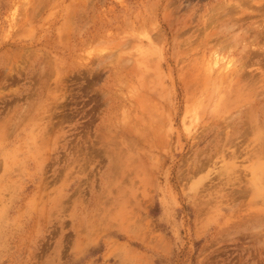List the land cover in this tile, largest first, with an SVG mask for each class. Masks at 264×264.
Instances as JSON below:
<instances>
[{
  "label": "rangeland",
  "instance_id": "374dc122",
  "mask_svg": "<svg viewBox=\"0 0 264 264\" xmlns=\"http://www.w3.org/2000/svg\"><path fill=\"white\" fill-rule=\"evenodd\" d=\"M0 264H264V0H0Z\"/></svg>",
  "mask_w": 264,
  "mask_h": 264
},
{
  "label": "bare ground",
  "instance_id": "6f19581e",
  "mask_svg": "<svg viewBox=\"0 0 264 264\" xmlns=\"http://www.w3.org/2000/svg\"><path fill=\"white\" fill-rule=\"evenodd\" d=\"M213 58H214V57H213ZM215 58H216V56H215ZM217 58H218V57H217ZM220 62H222L220 59H215V60H214V65H215V66H218V65H220ZM226 65H228L227 68H230V67H231V66L229 67V65H231L230 63H227ZM220 66H221V65H220Z\"/></svg>",
  "mask_w": 264,
  "mask_h": 264
}]
</instances>
